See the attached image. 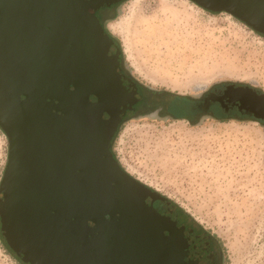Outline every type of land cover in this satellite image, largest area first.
Wrapping results in <instances>:
<instances>
[{
  "label": "water",
  "instance_id": "95a60500",
  "mask_svg": "<svg viewBox=\"0 0 264 264\" xmlns=\"http://www.w3.org/2000/svg\"><path fill=\"white\" fill-rule=\"evenodd\" d=\"M120 1L0 0L1 232L28 264H213L204 232L110 150L140 99L96 17ZM191 1L264 34V0Z\"/></svg>",
  "mask_w": 264,
  "mask_h": 264
},
{
  "label": "rangeland",
  "instance_id": "374dc122",
  "mask_svg": "<svg viewBox=\"0 0 264 264\" xmlns=\"http://www.w3.org/2000/svg\"><path fill=\"white\" fill-rule=\"evenodd\" d=\"M96 17L116 40L126 72L150 90L196 96L223 82L264 93V36L226 12L191 0H122ZM110 150L126 172L213 236L220 264H264L259 122L128 115ZM7 158L0 128V181ZM0 264H20L1 241Z\"/></svg>",
  "mask_w": 264,
  "mask_h": 264
},
{
  "label": "flooded vegetation",
  "instance_id": "af4514ba",
  "mask_svg": "<svg viewBox=\"0 0 264 264\" xmlns=\"http://www.w3.org/2000/svg\"><path fill=\"white\" fill-rule=\"evenodd\" d=\"M116 43V40L114 39ZM121 70L128 75L119 55ZM140 99L132 105L126 116H146L154 113L163 117H185L188 121L195 123L204 117L227 118L234 117L239 120L250 118L258 120L264 126V93L253 86L245 84L226 83L223 86L211 87L196 96L172 95L159 90H150L135 79ZM247 96L255 106L249 107L243 97ZM245 101V102H244ZM181 216V214H180ZM194 234L204 232L205 240L209 246V252L213 255V264H220L221 254L216 248V242L209 232L204 231L190 221L181 218Z\"/></svg>",
  "mask_w": 264,
  "mask_h": 264
},
{
  "label": "trees",
  "instance_id": "16d2710c",
  "mask_svg": "<svg viewBox=\"0 0 264 264\" xmlns=\"http://www.w3.org/2000/svg\"><path fill=\"white\" fill-rule=\"evenodd\" d=\"M114 5V4H113ZM112 6V5H111ZM111 6H109V7H111ZM106 8H108V7H104V8H100V9H98L97 11H99L100 10V13H101V15H102V13H103V10H105ZM101 23H102V21H100ZM103 25V24H102ZM107 31V30H106ZM258 35H261V36H264V34H261V33H258ZM129 75V74H128ZM223 84H226V83H223V82H219V83H216V84H214L213 86H211V87H216V86H223ZM127 116H126V114L122 117V119H121V122H120V124L122 123V121L126 118ZM180 118H185V117H182V116H180V117H177V118H175L174 117V119H180ZM186 120H187V118H185ZM216 120H218V121H225V120H229V119H235V120H238V121H243V120H239L238 118H234V117H227V118H215ZM247 120H254V121H257L258 122V120H256V119H253V118H250V119H247ZM190 122V121H189ZM192 123V122H191ZM196 123V122H195ZM120 124H119V126H120ZM192 124H194V123H192ZM119 126H118V128H119ZM118 128H117V131H118ZM117 131H115V133H114V135H113V138H114V136H115V134L117 133ZM112 138V139H113ZM112 141V140H111ZM110 147H111V143H110ZM122 167V166H121ZM123 168V167H122ZM213 237V236H212ZM0 241H1V243L3 244V246H4V248L5 249H7V251H8V253L11 255V256H13L20 264H28L26 261H24L23 260V258H21V256L18 254V252H15L10 246H9V244L7 243V240H6V238H5V236L2 234V232H1V223H0Z\"/></svg>",
  "mask_w": 264,
  "mask_h": 264
},
{
  "label": "bare ground",
  "instance_id": "6f19581e",
  "mask_svg": "<svg viewBox=\"0 0 264 264\" xmlns=\"http://www.w3.org/2000/svg\"><path fill=\"white\" fill-rule=\"evenodd\" d=\"M243 99L244 100L246 99V102L245 101L244 102L247 103L249 107L255 106V104L251 102L247 96H244Z\"/></svg>",
  "mask_w": 264,
  "mask_h": 264
}]
</instances>
